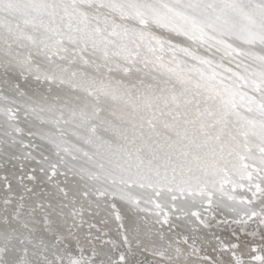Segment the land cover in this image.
Wrapping results in <instances>:
<instances>
[{
	"label": "snow or ice",
	"instance_id": "6c2138e0",
	"mask_svg": "<svg viewBox=\"0 0 264 264\" xmlns=\"http://www.w3.org/2000/svg\"><path fill=\"white\" fill-rule=\"evenodd\" d=\"M0 264H264V0H0Z\"/></svg>",
	"mask_w": 264,
	"mask_h": 264
}]
</instances>
